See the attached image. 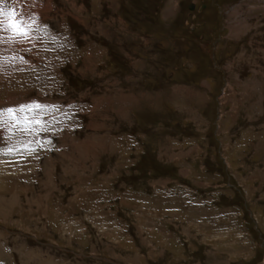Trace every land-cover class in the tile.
<instances>
[{
	"label": "rangeland",
	"instance_id": "obj_1",
	"mask_svg": "<svg viewBox=\"0 0 264 264\" xmlns=\"http://www.w3.org/2000/svg\"><path fill=\"white\" fill-rule=\"evenodd\" d=\"M4 8L0 264H264V0Z\"/></svg>",
	"mask_w": 264,
	"mask_h": 264
},
{
	"label": "snow or ice",
	"instance_id": "obj_2",
	"mask_svg": "<svg viewBox=\"0 0 264 264\" xmlns=\"http://www.w3.org/2000/svg\"><path fill=\"white\" fill-rule=\"evenodd\" d=\"M5 0H0V27L4 25V18H7L8 27L17 34H25V20L23 14L17 12L14 8H9L5 11ZM11 111V109L9 110Z\"/></svg>",
	"mask_w": 264,
	"mask_h": 264
},
{
	"label": "water",
	"instance_id": "obj_3",
	"mask_svg": "<svg viewBox=\"0 0 264 264\" xmlns=\"http://www.w3.org/2000/svg\"><path fill=\"white\" fill-rule=\"evenodd\" d=\"M192 8H193V5L190 6V9H192Z\"/></svg>",
	"mask_w": 264,
	"mask_h": 264
},
{
	"label": "bare ground",
	"instance_id": "obj_4",
	"mask_svg": "<svg viewBox=\"0 0 264 264\" xmlns=\"http://www.w3.org/2000/svg\"><path fill=\"white\" fill-rule=\"evenodd\" d=\"M25 12V11H24Z\"/></svg>",
	"mask_w": 264,
	"mask_h": 264
}]
</instances>
